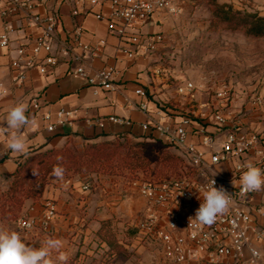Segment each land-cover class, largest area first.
<instances>
[{"label":"built area","instance_id":"1","mask_svg":"<svg viewBox=\"0 0 264 264\" xmlns=\"http://www.w3.org/2000/svg\"><path fill=\"white\" fill-rule=\"evenodd\" d=\"M50 1L7 0L1 8L2 17L21 20L25 30V37L17 42L11 61V82L15 87L26 83L30 71L45 75L61 63L54 53L57 18L51 13L39 12V8H45ZM189 1L74 0L72 15L93 14L97 21L106 24L110 35L133 47L132 51L122 49L123 55L146 57L158 51L165 42V35L155 33L144 37L139 31L158 14L182 12ZM13 32V27L6 24L0 34V48H11ZM82 34L83 28L77 26L72 44L62 46L61 51L68 57L70 74L84 80L95 92L114 90L115 68L94 71L88 64L90 59L100 55L106 41L85 44ZM199 91L192 83L177 88L187 105H197L195 109L198 105L204 106L196 97ZM208 91L207 111L193 113L195 117L177 114L158 103L152 116L147 93L142 88L135 91L143 98L140 110L149 118L141 128L150 135L155 134V138L148 139L177 149L189 166L188 175L183 178L134 182L146 206L144 217L134 224L135 238L139 243L154 242L170 264H251L253 259L258 264L264 257L260 248L264 247V205L256 198L264 194V187L244 192L239 178L248 161L264 169V95L257 92L243 106L238 104L228 86ZM39 106L38 100L33 99L32 107L37 110ZM58 116L61 118L63 112ZM45 120H49V116H45ZM110 120L119 122L117 118ZM59 124L63 125L64 120ZM126 124L132 125L131 122ZM53 129L54 126L48 127L49 131ZM212 179L215 187L223 186L231 195L229 211L211 226L195 220L189 222V217L195 218L202 202L199 192ZM92 187L87 183L82 189L90 191ZM56 216L55 204L46 200L39 217H21L18 224L25 232H46Z\"/></svg>","mask_w":264,"mask_h":264},{"label":"crops","instance_id":"2","mask_svg":"<svg viewBox=\"0 0 264 264\" xmlns=\"http://www.w3.org/2000/svg\"><path fill=\"white\" fill-rule=\"evenodd\" d=\"M6 2L7 0H0V11ZM74 8V0H51L45 8H39V12L51 13L57 18L54 53L60 57L61 63L45 75L36 70L30 71L28 80L20 88L13 86L11 82V61L15 56L17 42L25 37L24 25L21 20L0 15V34L6 24L14 29L11 34V48H0V118L12 106L22 102L27 104V114L35 121L33 125L22 130L28 143L26 155H17L7 149V136L0 134V191L5 190L18 165L33 152L59 150L68 145L83 151L88 145L118 139L138 141L155 138V134L150 135L141 128L149 118L140 110L139 103L143 98L137 96L135 91L142 88L147 93L150 101L149 114L153 116L156 104L160 101L153 97L158 92L151 90L155 84L149 76L150 59L156 53L136 58L123 55L122 49L132 51L133 47L110 35L106 24L97 21L93 14L72 15ZM168 17V14H158L139 32L144 37L155 33L164 34L162 27ZM77 26L83 28L81 40L85 44L94 45L99 40L106 41L100 55L90 59L88 64L94 71L103 67L115 68L117 75L114 90L95 92L84 80L70 74L68 57L61 50L65 43L72 44L73 32ZM33 99H37L40 104L37 110L32 107ZM61 112L63 116L60 118L58 114ZM45 116H49V120H45ZM110 118H117L119 122H112ZM60 120H64L63 125L59 124ZM126 122H131L132 125H127ZM3 126L6 127V123ZM50 126H54L52 131L48 130ZM122 199L121 195L111 190L108 193L101 189L84 191L80 179L60 181L56 178L42 200L35 204L30 203L21 216L39 217L42 204L46 200L52 201L57 216L50 228L46 232H25L18 224L15 231L28 246L34 248H38L40 242L47 237L58 238L63 242L61 251L71 257L80 244L92 241L101 221L116 217L122 221L118 224L120 227L131 220L133 225L134 219L140 213H145V203L135 193H131L126 200ZM256 201L264 205V194H260ZM148 245L156 246L154 242ZM260 248L264 255V247ZM160 252L161 259L156 264H170L165 260L161 249ZM56 255L57 253H53V257ZM258 264H264V257Z\"/></svg>","mask_w":264,"mask_h":264},{"label":"rangeland","instance_id":"3","mask_svg":"<svg viewBox=\"0 0 264 264\" xmlns=\"http://www.w3.org/2000/svg\"><path fill=\"white\" fill-rule=\"evenodd\" d=\"M215 4L264 16V0H215ZM162 31L165 42L150 59L149 76L155 84L151 90L158 92L153 97H157L160 100L158 104L164 108L195 117L193 113L207 111L208 90L223 86H228L238 104L243 106L257 92L264 95V38H255L243 31H231L217 25L212 0H190L182 12L169 15ZM185 83L197 86L200 91L196 97L204 106L198 105L195 109L196 104L185 103V97L177 92V88ZM109 142L112 143L110 146L92 149L80 160L86 162V168L78 171L68 164L61 166L65 169L64 179H80L82 187L89 183L92 189L107 193L111 190L126 200L131 193L140 197L134 185L136 181L183 178L188 175L189 166L183 154L156 139L148 142ZM89 146L83 151L69 145L64 148L82 155ZM133 152L146 155L149 159L147 166H135L130 160ZM55 156L48 155L41 164H38L39 158L32 160L19 177L12 176L5 190L0 191V224L15 231L27 206L42 200L48 187L53 185V179H56L52 175ZM129 162H132L131 166ZM143 217L144 213H140L134 219V224ZM103 221L110 222L109 239L117 244L116 249L108 252V247L96 236V230L92 241L80 244L67 264H156L161 259L158 245L154 247L137 241L132 220L121 227L118 224L122 221L116 217ZM143 237L145 239L146 235Z\"/></svg>","mask_w":264,"mask_h":264},{"label":"clouds","instance_id":"4","mask_svg":"<svg viewBox=\"0 0 264 264\" xmlns=\"http://www.w3.org/2000/svg\"><path fill=\"white\" fill-rule=\"evenodd\" d=\"M27 111V104L21 102L12 106L0 118V134L7 136L6 148L17 155L27 154L28 143L22 130L35 122L27 114ZM5 123L6 127L3 126ZM57 160H62V157H57ZM243 168L245 170L239 178L242 191H259L264 187V169L257 167L251 161L246 162ZM33 172L36 175V172ZM64 172L65 169L57 165L53 168L52 175L63 181ZM215 183V180L212 179L206 188L199 192L202 202L196 210L195 218L189 217V222L195 220L202 225L211 226L219 216L225 215L229 211L232 203L231 195L223 186L215 187ZM232 183L236 187L234 180ZM62 248L63 242L54 237L42 240L38 248L28 246L17 231H12L0 224V264H67L69 257L67 253L61 251ZM53 253H57V255L53 257ZM254 255L256 254L254 253ZM251 264H256L255 259Z\"/></svg>","mask_w":264,"mask_h":264},{"label":"trees","instance_id":"5","mask_svg":"<svg viewBox=\"0 0 264 264\" xmlns=\"http://www.w3.org/2000/svg\"><path fill=\"white\" fill-rule=\"evenodd\" d=\"M213 1V16H214V22L217 25L223 26L227 30L231 31H243L246 35L252 36L255 38H264V16H260L258 14H251V13H242L239 11L233 10L229 6L224 5H218L215 4V0ZM157 106V105H156ZM121 140V139H118ZM126 140V139H122ZM144 142L151 141L149 139H144ZM112 143L105 142V143H99V144H92L90 145L82 155L76 154L74 151L72 152L69 149L62 148V149H50L46 151H36L32 154L28 155L25 160L18 165L17 171L13 174L14 178L19 177V174L22 172L23 168H25L26 164L32 160H37L38 158V164H41L43 160L48 155L56 154V159L54 161V165L57 166H63L64 164H68L71 167L76 168V170H81L83 168H86V162L80 161L82 158L88 155V152L90 150H94L97 147L100 146H110ZM139 145V144H137ZM143 145V144H140ZM57 157H62V160H57ZM93 157L90 158L92 160ZM130 160L133 161L137 166H147L148 164V157L144 155L143 153L140 154V152H133L131 153ZM90 162V161H89ZM132 165V162H129V166ZM134 166V167H135ZM110 226V222L103 221L100 224V228L98 229L96 236L100 239V242L102 244H105L108 247V252H111L116 249V243L114 241L109 239V233L108 228Z\"/></svg>","mask_w":264,"mask_h":264}]
</instances>
